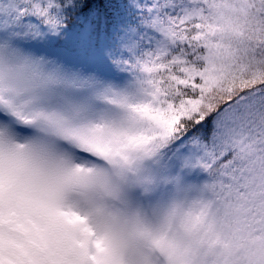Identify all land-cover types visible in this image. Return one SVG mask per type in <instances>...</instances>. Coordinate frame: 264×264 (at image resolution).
<instances>
[{
	"label": "snow or ice",
	"instance_id": "snow-or-ice-1",
	"mask_svg": "<svg viewBox=\"0 0 264 264\" xmlns=\"http://www.w3.org/2000/svg\"><path fill=\"white\" fill-rule=\"evenodd\" d=\"M0 264H264V0H0Z\"/></svg>",
	"mask_w": 264,
	"mask_h": 264
}]
</instances>
